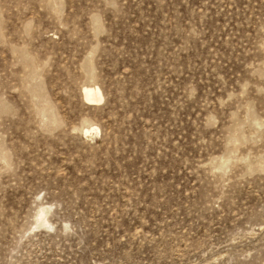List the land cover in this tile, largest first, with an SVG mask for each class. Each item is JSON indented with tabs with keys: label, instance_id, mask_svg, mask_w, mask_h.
I'll return each instance as SVG.
<instances>
[{
	"label": "rangeland",
	"instance_id": "1",
	"mask_svg": "<svg viewBox=\"0 0 264 264\" xmlns=\"http://www.w3.org/2000/svg\"><path fill=\"white\" fill-rule=\"evenodd\" d=\"M262 44L264 0H0V264H264Z\"/></svg>",
	"mask_w": 264,
	"mask_h": 264
},
{
	"label": "bare ground",
	"instance_id": "2",
	"mask_svg": "<svg viewBox=\"0 0 264 264\" xmlns=\"http://www.w3.org/2000/svg\"><path fill=\"white\" fill-rule=\"evenodd\" d=\"M84 99L89 103H99L103 100L102 93L99 88L86 87L84 88ZM46 214H42L40 221L44 220Z\"/></svg>",
	"mask_w": 264,
	"mask_h": 264
},
{
	"label": "snow or ice",
	"instance_id": "3",
	"mask_svg": "<svg viewBox=\"0 0 264 264\" xmlns=\"http://www.w3.org/2000/svg\"><path fill=\"white\" fill-rule=\"evenodd\" d=\"M49 2H50V0H49ZM61 6H63V5H61ZM109 6H111V5H109ZM261 47L264 48V44H262ZM261 79L264 80V69H262V71H261ZM244 87H247V85H244ZM258 92H259L261 97H264V88L259 89ZM239 94L244 95L243 92H241ZM261 170L264 171V162L261 163Z\"/></svg>",
	"mask_w": 264,
	"mask_h": 264
}]
</instances>
